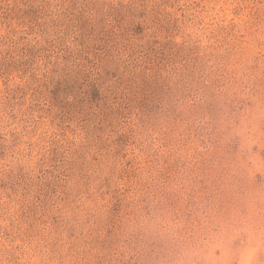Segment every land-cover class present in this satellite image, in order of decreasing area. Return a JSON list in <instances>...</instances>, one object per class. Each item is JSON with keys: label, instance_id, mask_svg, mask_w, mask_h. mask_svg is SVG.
Here are the masks:
<instances>
[{"label": "rangeland", "instance_id": "374dc122", "mask_svg": "<svg viewBox=\"0 0 264 264\" xmlns=\"http://www.w3.org/2000/svg\"><path fill=\"white\" fill-rule=\"evenodd\" d=\"M0 264H264V0H0Z\"/></svg>", "mask_w": 264, "mask_h": 264}]
</instances>
